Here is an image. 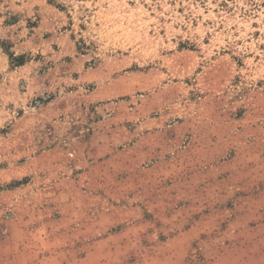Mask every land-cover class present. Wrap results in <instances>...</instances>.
<instances>
[{"label":"rangeland","instance_id":"obj_1","mask_svg":"<svg viewBox=\"0 0 264 264\" xmlns=\"http://www.w3.org/2000/svg\"><path fill=\"white\" fill-rule=\"evenodd\" d=\"M0 264H264V0H0Z\"/></svg>","mask_w":264,"mask_h":264}]
</instances>
